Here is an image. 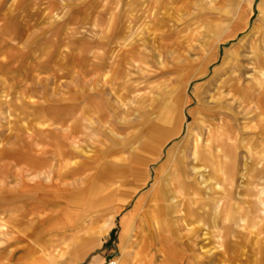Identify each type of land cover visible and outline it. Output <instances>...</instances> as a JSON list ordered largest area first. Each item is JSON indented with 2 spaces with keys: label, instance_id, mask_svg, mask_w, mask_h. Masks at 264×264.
Returning <instances> with one entry per match:
<instances>
[{
  "label": "rangeland",
  "instance_id": "374dc122",
  "mask_svg": "<svg viewBox=\"0 0 264 264\" xmlns=\"http://www.w3.org/2000/svg\"><path fill=\"white\" fill-rule=\"evenodd\" d=\"M260 1L0 0V264H264Z\"/></svg>",
  "mask_w": 264,
  "mask_h": 264
},
{
  "label": "crops",
  "instance_id": "0c3cea01",
  "mask_svg": "<svg viewBox=\"0 0 264 264\" xmlns=\"http://www.w3.org/2000/svg\"><path fill=\"white\" fill-rule=\"evenodd\" d=\"M259 5H260L261 9L264 10V0H261ZM252 29H253V33H257L259 30V24H255ZM245 40L246 39H242L241 43H243ZM254 41L255 40L253 38V40L250 43V46L252 49V53H254V55H256L255 52H258L260 48H259L258 44H256ZM224 42H227V40H225ZM261 50H262L261 52L259 51V56H258L259 58L255 61L256 69H258L257 71L261 70V66L259 63H260L261 53L264 51V46H262ZM235 83H237L239 90L240 89H244V90L243 91L241 90L240 93L236 95V97H235V95L234 96L232 95L233 94L232 92H230L231 98L238 99L241 102L245 103L247 105V106H245L246 108L248 107L249 109H251V107H252V109H254V111H255L254 114L256 116H257V111H259L260 114L264 115V108L258 106V102H257V100L259 98L264 99V77H263V81L261 83V86L258 90L252 89L249 86L246 87L245 85H242V84L240 85L239 82H235ZM247 94L253 95V100H252V103H250V104H248L246 102L245 96H247ZM256 119H258V118H256ZM259 120H261V121H259ZM259 120L257 121V123H255L257 126L259 125V127H258L259 131H254V132L252 131V134L254 136L256 135L257 132L264 133V116ZM256 125H255V128H256ZM246 126L250 130H251V128H253L252 125L249 126V124H246ZM255 128H253V130ZM157 175H158V177H157V181H156L154 187H152L151 190L149 191V193L145 197L140 199L138 202V205H141V202H143V201H148L149 203H151L149 205L150 218H148L147 221L148 222L149 221L154 222L155 224L157 222H159V218L161 217V215H163L167 211L166 206H165L164 201H163V198H162L163 195L161 193V189L158 186L160 183V181H159L160 180V173H158ZM26 190H30L29 187H26ZM143 227H144V225H143ZM158 235L161 237L162 246H163V249H160L159 252L163 254V257L165 259L164 263H168L171 256L172 255L176 256L179 253V251L181 250V248L179 247V245H176L174 243L172 244L171 242H168L165 235L161 234L160 232H158ZM135 236L137 237L136 233H135ZM182 251L185 252V248L182 249ZM126 252H128V251H126ZM181 252H180V254H181ZM180 258L183 259V260L181 259L182 263L181 262H173L171 264H185V263L193 264V258H190L188 262H186V259H184L183 257H180ZM121 259H122V257H119L116 259L117 264L119 261H121Z\"/></svg>",
  "mask_w": 264,
  "mask_h": 264
},
{
  "label": "bare ground",
  "instance_id": "6f19581e",
  "mask_svg": "<svg viewBox=\"0 0 264 264\" xmlns=\"http://www.w3.org/2000/svg\"><path fill=\"white\" fill-rule=\"evenodd\" d=\"M251 96H253V95L251 94ZM175 133H176V132H175ZM173 156H174V153H173L172 151H170V152L168 153V160H167V163L170 162V160H171V158H172ZM164 167H166V165H165ZM163 169H164V168H163ZM161 171H162V173H161ZM161 171H160V180H159L160 182H161V178L163 177V173H164L163 171H165V170H161ZM158 186H159V188L161 189V187H160V183H159ZM162 203H163V202H162ZM113 264H116V263L113 262Z\"/></svg>",
  "mask_w": 264,
  "mask_h": 264
}]
</instances>
